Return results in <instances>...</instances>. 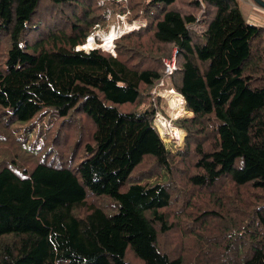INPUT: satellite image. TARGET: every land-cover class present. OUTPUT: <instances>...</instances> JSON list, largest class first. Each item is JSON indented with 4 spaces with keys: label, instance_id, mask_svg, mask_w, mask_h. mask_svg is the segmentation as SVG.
Returning <instances> with one entry per match:
<instances>
[{
    "label": "trees",
    "instance_id": "trees-1",
    "mask_svg": "<svg viewBox=\"0 0 264 264\" xmlns=\"http://www.w3.org/2000/svg\"><path fill=\"white\" fill-rule=\"evenodd\" d=\"M0 117V264H264V30L235 0H0Z\"/></svg>",
    "mask_w": 264,
    "mask_h": 264
},
{
    "label": "rangeland",
    "instance_id": "rangeland-1",
    "mask_svg": "<svg viewBox=\"0 0 264 264\" xmlns=\"http://www.w3.org/2000/svg\"><path fill=\"white\" fill-rule=\"evenodd\" d=\"M118 20L119 22H115V21L108 22L103 27L96 28L93 31V33L90 36H88V38L89 37L92 38L91 43L90 41L87 43V40H86L85 44L81 48L78 47V49L87 51V50L95 49L96 47H98L102 50L107 51V48H104L103 45L105 43V38L109 34L112 33L113 35L112 39H115V38H118L121 34L131 29L136 28L138 25V23H132L130 25H127L121 19H118ZM158 92H159L158 97H160V102L158 104L159 112L155 115L153 124L161 140L166 145L173 143L176 147H180L182 144L183 133L177 128L173 127L170 124V121L183 117V116H188V114H186L184 111L182 99L174 91H172L171 89L162 90V89H159L158 87ZM0 120H2V117H0ZM47 120L48 118L46 117L45 124H47ZM90 127L92 128V126ZM59 129L63 130V127ZM63 133L65 134V137H66V143L74 139V137L69 135L67 131H63ZM57 138L63 139V135L59 134L57 135ZM51 145H54L53 141H51ZM5 146L6 144L0 143V148L5 147ZM25 157H26V154L22 150L20 152L19 159L21 160V159H24Z\"/></svg>",
    "mask_w": 264,
    "mask_h": 264
},
{
    "label": "crops",
    "instance_id": "crops-1",
    "mask_svg": "<svg viewBox=\"0 0 264 264\" xmlns=\"http://www.w3.org/2000/svg\"><path fill=\"white\" fill-rule=\"evenodd\" d=\"M235 2L240 15L247 24L261 27L264 30V9L257 7L250 0H235Z\"/></svg>",
    "mask_w": 264,
    "mask_h": 264
},
{
    "label": "built area",
    "instance_id": "built-area-1",
    "mask_svg": "<svg viewBox=\"0 0 264 264\" xmlns=\"http://www.w3.org/2000/svg\"><path fill=\"white\" fill-rule=\"evenodd\" d=\"M122 20V18H119ZM90 41H92V38H87V43ZM113 41V39L111 40L110 42V46L109 48L107 49V51H109L110 53H112V49H113V45L111 44ZM81 48V47H80ZM78 49V48H77ZM92 50V49H91ZM113 54V53H112ZM175 70V64H174V60H173V57H171L169 60H165L164 63H163V73L164 75L166 76H169L171 75V73ZM161 86V82L158 83V85L153 89V92L156 96H158L159 92H158V87Z\"/></svg>",
    "mask_w": 264,
    "mask_h": 264
},
{
    "label": "bare ground",
    "instance_id": "bare-ground-1",
    "mask_svg": "<svg viewBox=\"0 0 264 264\" xmlns=\"http://www.w3.org/2000/svg\"><path fill=\"white\" fill-rule=\"evenodd\" d=\"M112 33L111 34H109L106 38H105V43H104V45H103V47L104 48H109V46H110V42H111V39H112ZM89 45H91V44H89Z\"/></svg>",
    "mask_w": 264,
    "mask_h": 264
},
{
    "label": "water",
    "instance_id": "water-1",
    "mask_svg": "<svg viewBox=\"0 0 264 264\" xmlns=\"http://www.w3.org/2000/svg\"><path fill=\"white\" fill-rule=\"evenodd\" d=\"M257 7L264 9V1L262 0H250Z\"/></svg>",
    "mask_w": 264,
    "mask_h": 264
}]
</instances>
